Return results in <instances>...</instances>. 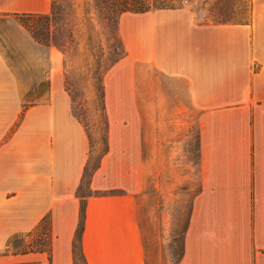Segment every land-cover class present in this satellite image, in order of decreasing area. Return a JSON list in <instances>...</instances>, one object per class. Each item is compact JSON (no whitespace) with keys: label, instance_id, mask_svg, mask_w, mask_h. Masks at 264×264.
I'll return each instance as SVG.
<instances>
[{"label":"crops","instance_id":"obj_1","mask_svg":"<svg viewBox=\"0 0 264 264\" xmlns=\"http://www.w3.org/2000/svg\"><path fill=\"white\" fill-rule=\"evenodd\" d=\"M201 1L118 18L125 54L104 92L109 107L107 84L127 69L128 88L118 83L114 100L124 108L127 92L129 115L108 113L109 148L87 187L121 193H76L89 139L62 83L56 94L52 80V101L27 111L24 128L41 152H11L16 166L0 165V264H75L81 198L87 264H146L140 195L154 186L163 204L165 189L186 182L196 191L178 264H264V0H250L248 23L203 16ZM50 8L51 0H0V13ZM44 217V244L12 243Z\"/></svg>","mask_w":264,"mask_h":264},{"label":"rangeland","instance_id":"obj_2","mask_svg":"<svg viewBox=\"0 0 264 264\" xmlns=\"http://www.w3.org/2000/svg\"><path fill=\"white\" fill-rule=\"evenodd\" d=\"M184 2L153 0L152 4L172 7ZM70 3L73 6H69ZM52 6L56 17L52 22V41L58 46L35 41L18 18L0 13V165L16 166L18 157L11 152H41L39 137L24 128V117L34 106L52 101L53 80L56 94H59L62 83L73 115L85 128L89 139L88 152H92L91 170L103 148V104L107 119L108 113L125 118L129 115L128 93L122 95L124 108L114 100L118 83L126 90L128 88L127 69L123 78L112 79L107 84L109 107L104 92L106 75L117 61L111 67L110 64L119 55L114 37L116 17L108 13L100 0H51L47 13H51ZM197 6L202 8L203 16L216 22L240 21L249 17L250 0H202ZM183 185H170L165 189L163 204L161 190L154 186L149 190V197L145 198L143 193L140 195L137 216L146 264L177 263L182 231L190 211L191 197L196 191L192 185L188 188L187 182ZM76 193L80 197L90 194L87 178ZM80 218L81 210L78 227ZM46 229L47 222H44L29 239L23 240V235H15L12 243L29 247L44 244ZM75 264H82L78 248Z\"/></svg>","mask_w":264,"mask_h":264},{"label":"trees","instance_id":"obj_3","mask_svg":"<svg viewBox=\"0 0 264 264\" xmlns=\"http://www.w3.org/2000/svg\"><path fill=\"white\" fill-rule=\"evenodd\" d=\"M153 0H100V2L104 5V7L107 9L108 13L111 15H114L116 17V22L114 24V37L116 40V46L119 48V55L117 58H115L112 63L110 64V67L118 61L120 58H122L125 54V48L123 46L122 41L120 40L118 34H117V20L122 12L125 11H131V12H143L148 9H153V8H160V7H169L168 5H153L152 4ZM72 4L70 3L69 6ZM73 6V5H72ZM5 15H11L16 18H18L22 24L23 27L26 28L28 33L31 35V37L39 42L43 43L44 45H52L55 44L58 46L57 43L52 41V22L56 19L55 17V12L52 6V11L51 13H30V12H23V13H3ZM250 14H251V1H250V8H249V17L243 21L245 23L250 22ZM72 34V31H70ZM70 34V36H71ZM109 67V68H110ZM108 68V69H109ZM44 84L46 82H40V84ZM48 83V82H47ZM103 90V86H102ZM104 94V92H103ZM104 98V97H103ZM103 101V100H102ZM103 112H104V132H103V148L101 150V153L97 159V162L95 165L91 166V153L89 152L88 158L86 160L83 173H82V180L80 183V186L84 184L85 178H87V184L89 183L91 176L95 172V170L99 167L100 161L102 156L108 151L109 145H108V119L105 114L104 110V104H103ZM89 192L90 194H116L117 189H106V190H99V191H92L89 187ZM81 218H80V224L78 229L75 232L74 239H73V245H72V250H73V255H74V261L76 260L77 256V248L79 250V255L82 264H87V261L85 259L84 253L81 248V235H82V230H83V216H84V200L81 202ZM44 222H48V217H44L42 221L38 224L36 229L41 228L42 224ZM182 247L180 249V253L177 259V263L179 262V259L182 255Z\"/></svg>","mask_w":264,"mask_h":264}]
</instances>
